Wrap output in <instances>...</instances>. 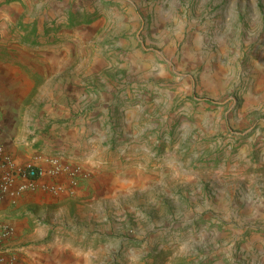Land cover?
<instances>
[{"label":"rangeland","instance_id":"1","mask_svg":"<svg viewBox=\"0 0 264 264\" xmlns=\"http://www.w3.org/2000/svg\"><path fill=\"white\" fill-rule=\"evenodd\" d=\"M234 1L0 0V59L40 86L17 124L62 111L80 171L62 223L101 205L149 264H264V4Z\"/></svg>","mask_w":264,"mask_h":264},{"label":"crops","instance_id":"2","mask_svg":"<svg viewBox=\"0 0 264 264\" xmlns=\"http://www.w3.org/2000/svg\"><path fill=\"white\" fill-rule=\"evenodd\" d=\"M261 1L264 4V0ZM254 2L257 4L259 0ZM234 4H238L244 13L249 8L248 0H235ZM227 34L228 31L224 30L220 35L227 39ZM47 56L55 57L54 54ZM35 74L33 70L28 71L0 59V117L8 118L9 125V128L0 127V143L19 163L38 156L46 157L45 155L56 156L62 160V111L52 112L49 109L51 106L47 108L46 100L43 99L42 110H49L41 111V124H33L31 131L28 128L21 129L17 124L24 101L31 98L33 102L36 99V96H32L33 92L40 89L36 85ZM54 105L55 108L57 104ZM58 106L62 108L61 104ZM44 113L45 116H42ZM125 119L130 121L133 115ZM38 127L46 129V132L36 135L30 142L27 141L29 135L35 136ZM56 129L58 130L55 131ZM78 132H84V128L70 130L72 135ZM109 175L111 179L116 177L114 174ZM129 176L131 175L124 176L126 183ZM109 178L104 175L103 179L108 183ZM113 183L115 185L119 182ZM77 202H80L78 195L52 196L42 189L24 193L15 199L6 196L0 201V227L9 225L14 232L9 240L0 241V264H149L150 260L146 259L150 252L147 242L133 245L129 229H124L113 221L110 223L103 214L101 205L95 209L88 206V222L85 224L77 221L62 223L65 210H68L63 205ZM100 221H107V226H101ZM135 232L136 235H141L137 230ZM185 256L188 254L182 257ZM188 263L187 259L185 264ZM155 264L170 262L160 261Z\"/></svg>","mask_w":264,"mask_h":264},{"label":"built area","instance_id":"3","mask_svg":"<svg viewBox=\"0 0 264 264\" xmlns=\"http://www.w3.org/2000/svg\"><path fill=\"white\" fill-rule=\"evenodd\" d=\"M80 171L56 156H38L19 163L0 143V201L6 196L16 198L42 189L52 196L72 193L79 183ZM14 229L0 227V241L9 240Z\"/></svg>","mask_w":264,"mask_h":264}]
</instances>
